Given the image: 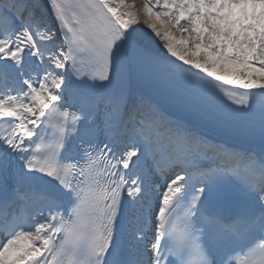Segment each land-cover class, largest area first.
<instances>
[{
	"label": "snow or ice",
	"instance_id": "snow-or-ice-1",
	"mask_svg": "<svg viewBox=\"0 0 264 264\" xmlns=\"http://www.w3.org/2000/svg\"><path fill=\"white\" fill-rule=\"evenodd\" d=\"M130 7L0 0V264H264V0Z\"/></svg>",
	"mask_w": 264,
	"mask_h": 264
},
{
	"label": "bare ground",
	"instance_id": "bare-ground-1",
	"mask_svg": "<svg viewBox=\"0 0 264 264\" xmlns=\"http://www.w3.org/2000/svg\"><path fill=\"white\" fill-rule=\"evenodd\" d=\"M126 3L131 6L130 10L133 12H136L138 16L140 17V25L144 28H147V25L143 24V18L145 13L143 12V5L145 3V0H126ZM148 31H151V29H148ZM155 33H153V36ZM157 42L163 46L164 41L160 37H156ZM166 51V49H165Z\"/></svg>",
	"mask_w": 264,
	"mask_h": 264
}]
</instances>
